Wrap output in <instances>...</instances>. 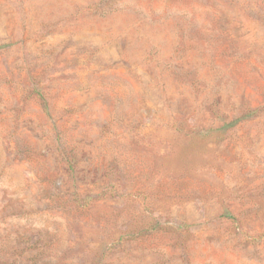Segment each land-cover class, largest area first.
Returning <instances> with one entry per match:
<instances>
[{
    "label": "rangeland",
    "instance_id": "1",
    "mask_svg": "<svg viewBox=\"0 0 264 264\" xmlns=\"http://www.w3.org/2000/svg\"><path fill=\"white\" fill-rule=\"evenodd\" d=\"M0 264H264V0H0Z\"/></svg>",
    "mask_w": 264,
    "mask_h": 264
}]
</instances>
